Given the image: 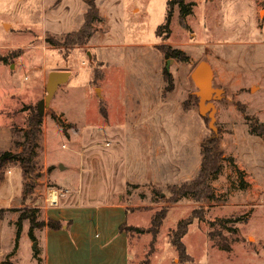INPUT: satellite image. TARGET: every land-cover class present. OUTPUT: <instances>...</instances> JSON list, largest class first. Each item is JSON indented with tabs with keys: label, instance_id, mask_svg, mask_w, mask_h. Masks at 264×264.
Segmentation results:
<instances>
[{
	"label": "rangeland",
	"instance_id": "374dc122",
	"mask_svg": "<svg viewBox=\"0 0 264 264\" xmlns=\"http://www.w3.org/2000/svg\"><path fill=\"white\" fill-rule=\"evenodd\" d=\"M0 1V44L23 50L13 56L23 54L20 60L27 68L36 52L27 48L32 39L36 46L45 45V83L52 70L69 73L68 81L58 86L44 110L46 121L40 127L42 134L38 138L32 190L26 198L45 193V188L54 189L45 181V156L53 166L63 164L65 176H70L77 157L61 146L69 148L67 139L75 136L79 139L83 127L114 126L126 121L134 129L130 132L132 129L127 127L128 135L136 139L153 135L152 143L133 141L135 144L118 149L122 154L126 151L127 159L143 155L146 158L142 166L144 172L155 173V163L167 177L169 171H177V176L183 179L180 183L196 177L201 142L213 134L219 139L224 156L222 172L212 182L214 201L194 203L184 199L181 207L173 208L174 204L166 202L169 198L166 188L172 184L152 186L151 182L141 181L136 186H127L129 196L135 193L131 206L142 205L139 214L151 217L167 209L159 232L167 241L176 225L194 211L192 222L202 220L198 225L203 231L209 223L214 242L231 246L233 253L228 259L227 255L207 258L213 264H253V256L238 250L239 245L249 254L253 251L258 264L264 263V141L249 133L250 121L246 119L264 124V0H183L188 13L184 16V27L179 24L178 5L173 4L168 15L167 3L171 0H94L100 20L92 25V36L82 46H67L63 40L82 27L88 0ZM10 7L14 8L12 12H9ZM9 24L12 31H8ZM158 28H161L159 32ZM162 45L180 51L186 61L164 58L160 53ZM9 58L7 63L12 60ZM200 62L210 66L212 86L223 91L221 98L213 102L215 113L211 129L208 119L198 114L196 88L190 79ZM165 70L171 84L163 81ZM23 75L18 70L13 79L19 83ZM29 78V82L21 83L34 86V76L29 75ZM4 86L0 80V95L7 92ZM23 95L10 110L16 130L25 128L28 112H36L45 91L38 84L32 92ZM128 111L132 113L127 117ZM144 122L153 129L156 125L155 132H137V125ZM18 132L16 139L22 149ZM84 146H87L82 147L84 150L92 151L89 140ZM29 210L24 208L22 212ZM253 213L258 218L245 227L247 216ZM138 216L140 228L129 230L140 237L138 260L147 261L148 256H152L146 241L150 234L143 236V231L146 232L149 225L142 227L145 221ZM203 239L199 229L190 225L184 244L198 256L205 246ZM168 247L175 251L172 246ZM131 248L135 249L134 245ZM26 251L21 250L18 264H29ZM162 260L163 255H158L154 264H164ZM3 264L10 263L5 260Z\"/></svg>",
	"mask_w": 264,
	"mask_h": 264
},
{
	"label": "crops",
	"instance_id": "0c3cea01",
	"mask_svg": "<svg viewBox=\"0 0 264 264\" xmlns=\"http://www.w3.org/2000/svg\"><path fill=\"white\" fill-rule=\"evenodd\" d=\"M1 8L2 6H0ZM8 9L9 12L14 10L13 7ZM8 31H12L11 24H9ZM27 48L36 51L28 68L20 60L23 54L19 53V55L13 56L14 53L23 50L0 44V59L5 58L6 60L8 57L12 59L10 63H7L8 60L5 62L0 61V80L7 87L4 86L7 92L0 95V155L7 152L19 155L22 151L18 147L16 132L19 131L18 133L21 134L23 143L27 126L17 128V130L15 128L17 125L13 122V114L10 113V110L16 99L24 97V92L25 94L27 91L32 92L35 85L38 84L43 86L45 91V45L36 46V44H33L32 39L30 46H27ZM18 70L24 74L19 83L13 79ZM54 71L61 72L59 70ZM29 75L34 76L35 85H31L33 87H27V85L21 83L29 82L31 78H29ZM22 92L23 94H21ZM44 110L42 113L43 125L46 121ZM131 113L132 111H128L125 115L128 117ZM20 114L21 112L18 115ZM29 114L30 111L25 118L26 120H24L25 124ZM51 120L57 123L53 118ZM127 127L131 128V125H128L126 121L114 126L83 127L79 139L77 136L67 139L70 145L69 148L62 145L61 149H67L73 156L77 157V162L73 165L69 164L72 165L73 172L70 173V176H65V166L63 164H60V167H57L58 164L53 166L48 163L45 156V170H47L45 181L52 184L54 189L47 190L45 188V193L41 192L35 198L34 194H31L28 198L23 197V178L17 161L3 166L0 170V211L3 212L0 218V264H3L5 260H8L10 264H18L23 249H27L26 257L29 258V264H140L141 261L142 264L144 262V264H154L158 255H163L162 263L164 264H178L176 250L170 251L168 247L172 246L171 238L167 241L163 239V236H159L162 224L155 237L148 233L147 230L151 226L154 215L151 217L148 214L143 216L139 214L142 205L131 206L135 193L129 196L126 189L128 184L136 186L141 181L151 182L152 186H157V184H168V186L172 184L173 186L180 183L179 180H183L182 176L178 177L177 171L171 173L168 170L169 175L167 177L165 173L158 170V167L156 168L157 163L155 162V173H152V170L144 172L142 166L146 164V158L143 155L135 159L124 157L126 151L125 154H122V151L120 152L118 149L122 145H133L135 144L133 141H142L143 144L146 142L152 143L153 141L151 139L153 135H149L148 138L144 136L143 139H136V137L128 135L127 132L130 130ZM153 128L152 125L144 122L137 125V132H155L156 125L155 129ZM131 129L130 132L134 131L133 128ZM41 131L42 129L40 130L42 134ZM88 140L91 142L89 149L92 148L90 149L92 151L82 148L87 147L84 145ZM80 144L83 146L81 147ZM38 147L37 141L35 155ZM96 148L99 149L96 150ZM159 159L161 160V158ZM150 162L152 161L150 160ZM137 178L142 180L138 181ZM194 178L185 179L182 183L191 181ZM63 190H68V192H63ZM181 201L183 200L177 202L178 204H174L173 208L181 207ZM24 208L35 210L37 221L60 222V228L57 230H50L47 227L33 229L34 242H32L28 237L29 222L23 220L20 232L17 234V220L19 215L23 213ZM138 215L145 221V226L142 227L149 225L146 232L143 231V236L148 237L150 234L146 241L148 246L150 245L152 256H148L147 261L138 260V254L140 253L138 245H141L138 244V240L140 237L132 235L129 230L140 228V224L137 223L138 218H140ZM256 218H258L256 213L247 216L245 227L248 222ZM198 223H203V221L198 220ZM198 223L191 222L190 225H194L199 229L204 237L203 244L205 246L198 252L202 254L198 255L199 258H197L198 256L190 252L184 244L186 232L181 239L185 254L190 259L186 264H213L207 258H214V256L219 255H227L225 257L228 259V255L230 256L233 253L231 246L228 248L219 242L215 243L213 238L210 237V224L207 223V230L203 231ZM201 244L202 241L199 242V245ZM133 245L135 249L131 248ZM238 250H242L248 256L252 255L253 264H258V257L253 251L249 254L242 245H239ZM202 255L204 256L202 257ZM261 264L264 263L261 262Z\"/></svg>",
	"mask_w": 264,
	"mask_h": 264
},
{
	"label": "trees",
	"instance_id": "16d2710c",
	"mask_svg": "<svg viewBox=\"0 0 264 264\" xmlns=\"http://www.w3.org/2000/svg\"><path fill=\"white\" fill-rule=\"evenodd\" d=\"M176 4L179 6V24L184 27V16L188 13L186 7L183 3V0H171L167 3L169 6L168 15L171 14V6ZM88 9L84 15L82 27L74 33L67 35L63 43L67 46H82L84 45L92 36L91 27L92 25L99 21L98 11L94 5V0L87 1ZM169 24V19H167L164 28L167 29ZM161 28L157 29L159 32ZM160 53L164 58H172L177 61L183 62L186 59L183 54L178 50H172L166 45H162L160 48ZM0 61L5 62V58H1ZM163 81L167 84H171V78L167 71H163ZM197 100V99H196ZM207 119V118H204ZM248 125L249 133L255 137H260L264 141V124L258 123L257 121H252L251 119ZM42 124V114L30 110L29 117L26 121L27 130L24 134V141L22 143V151L19 155H14L10 152L3 153L0 155V170L8 163L17 161L22 172L23 178V197L26 198L27 195L31 193L32 185L31 182L34 178V172L36 169L35 162V149L37 146V141L40 133V127ZM219 139L213 136V134L205 138L200 145V166L196 177L188 182H184L179 186L173 185L167 187L169 193V198L166 200L168 204H176L180 200H189L194 203H206L212 202L216 199L215 191L212 187V182L217 180L222 172V161L224 160L223 151L219 145ZM153 196L155 191L152 190ZM2 211H0V218L2 217ZM35 210H29L28 212H23L19 215L17 220V234L20 232L21 222L23 220H28L29 222V239L34 242L32 236L33 229H41L47 227L50 230H57L60 228V222H54L51 220L37 221L35 215ZM193 213L185 220H181L177 225L171 236V245L177 252L178 264H186L190 261L189 257L185 254L184 246L181 242V239L187 232L188 226L191 224L192 219H194ZM166 215V209H161L154 214L151 220V226L147 230L148 233H151L153 237L156 236L159 227L162 224L163 219ZM142 231H139L141 233ZM210 237L212 235L210 234Z\"/></svg>",
	"mask_w": 264,
	"mask_h": 264
},
{
	"label": "water",
	"instance_id": "95a60500",
	"mask_svg": "<svg viewBox=\"0 0 264 264\" xmlns=\"http://www.w3.org/2000/svg\"><path fill=\"white\" fill-rule=\"evenodd\" d=\"M167 68L168 63L165 66L166 70ZM68 78V72L52 71L47 75L45 97L37 104V111L39 113H43V110L49 105L58 86L66 83ZM190 79L196 88L194 95L197 98L198 114L200 117L208 119V126L211 129L213 127L215 113L213 102L221 98L223 91L212 86V71L210 66L205 62L198 63L191 72Z\"/></svg>",
	"mask_w": 264,
	"mask_h": 264
}]
</instances>
